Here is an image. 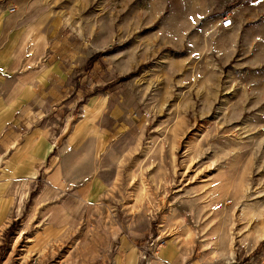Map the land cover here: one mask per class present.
<instances>
[{"label":"rangeland","instance_id":"374dc122","mask_svg":"<svg viewBox=\"0 0 264 264\" xmlns=\"http://www.w3.org/2000/svg\"><path fill=\"white\" fill-rule=\"evenodd\" d=\"M0 5L51 68L54 145L34 179L0 163V264H264V0Z\"/></svg>","mask_w":264,"mask_h":264},{"label":"crops","instance_id":"0c3cea01","mask_svg":"<svg viewBox=\"0 0 264 264\" xmlns=\"http://www.w3.org/2000/svg\"><path fill=\"white\" fill-rule=\"evenodd\" d=\"M11 9L0 5V163L9 157L5 162L7 173L18 180L34 179L54 149L50 120L52 86L46 80L51 76V68H46L45 59L40 69H36V64L44 58L36 63V57L29 53V28L21 15L25 10L13 9L11 12ZM26 9L33 11L30 6ZM212 27L209 24L205 28ZM219 29L227 32L231 28L225 30L220 25ZM63 173L64 167L59 165L48 178H61ZM22 182L25 185L27 181ZM50 186L45 187V193L53 188ZM43 199L45 203L47 197ZM9 203L15 204V199L10 202L0 200V222L9 212ZM158 264L178 263L172 259L160 260Z\"/></svg>","mask_w":264,"mask_h":264},{"label":"built area","instance_id":"2783aa9c","mask_svg":"<svg viewBox=\"0 0 264 264\" xmlns=\"http://www.w3.org/2000/svg\"><path fill=\"white\" fill-rule=\"evenodd\" d=\"M11 12H13L14 10L11 9ZM221 28L228 30L230 28H232V21L230 18H223L221 21Z\"/></svg>","mask_w":264,"mask_h":264}]
</instances>
